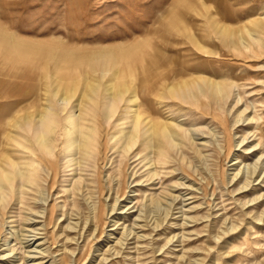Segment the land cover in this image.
Wrapping results in <instances>:
<instances>
[{"label":"rangeland","instance_id":"374dc122","mask_svg":"<svg viewBox=\"0 0 264 264\" xmlns=\"http://www.w3.org/2000/svg\"><path fill=\"white\" fill-rule=\"evenodd\" d=\"M217 9L219 19L232 17L222 20L231 27L264 20V0H0L1 28L22 40L82 52L134 48L136 60L122 62L114 81L129 84L133 76L140 108L154 120L176 119L185 131L154 164L150 150L137 154L139 144L126 154L115 147L118 111L97 127L89 161L66 168L79 151L66 155V129L58 127L56 167L43 163L35 187L15 181L0 195V264H264V30L252 28L261 42L250 49L229 50L211 28ZM187 33L212 53L197 50ZM2 49L0 159L7 148L23 158L9 147L12 120L27 107L42 110L55 71ZM154 57L159 63L150 68ZM82 62L59 74L77 85L67 109L80 102L91 72ZM158 72L227 82L229 94L209 108L175 101L169 110L141 85Z\"/></svg>","mask_w":264,"mask_h":264},{"label":"bare ground","instance_id":"6f19581e","mask_svg":"<svg viewBox=\"0 0 264 264\" xmlns=\"http://www.w3.org/2000/svg\"><path fill=\"white\" fill-rule=\"evenodd\" d=\"M218 11L220 12L221 9L213 12L215 19L214 21L210 20L212 25L209 24L214 34L216 33L219 36L223 47L240 54L246 48H251L250 42L255 44L261 42L253 38L252 32L254 33L255 30L258 32L259 29L264 30V20L249 22L250 28L246 24L231 27L222 23V20L231 21L232 17L229 14H225L219 19ZM252 28H254V31ZM185 30L187 31V29ZM181 32H183V29ZM185 32L184 35H186ZM189 38L190 43L197 50L206 54L212 53L201 44V41L197 40L198 38H193L191 35ZM0 47H3L4 50L6 49L7 52L9 51L6 54L7 57L11 55L15 57L14 59L18 58L21 62L31 60L38 63L43 69L52 63V67H50L55 71L50 77L51 81L49 83L48 77L44 76L48 84H45L46 104L42 105V110L27 107L22 114L19 113V117L12 120L11 126L13 131H9L8 136V142L11 145L9 146V143H7L17 153L19 151V154L21 153L23 158L21 156H18L20 157L18 158L16 156L17 153L14 152L17 157L14 159L13 153L9 152L10 149L7 148V153H4L5 156L3 155L2 159H0L1 196L6 191L12 189L15 181L21 182L23 188L35 187L38 181L39 165L44 163L51 169L56 167L58 152H55L57 147L55 144V134L58 127H61L60 130L63 129V125L65 126L66 133L64 134V141L62 143L67 153L66 155H71L75 150L79 151L77 161L70 159L67 162L66 168H72L76 165L80 167L83 162L89 161L93 154L96 135L99 130L97 127L102 126V124L104 125V123L109 124V121L118 111L113 123L121 121L115 127L116 130L121 129L122 133L114 135L116 140L115 147L121 149L125 154L136 144H139L141 149L137 154L150 150L154 154V158L149 162L159 164L167 158L168 147H171L173 141L181 142L182 136L185 135V131L182 130L183 124L179 123L176 119H165L166 117H162V115L159 116L162 118H158L155 115L153 116L154 120L144 109L140 108L137 102V94L133 88L130 89L133 84V76H128L130 87L125 81H114V77L118 74L117 68L122 65V62H127L130 57L133 59V56H135L134 60H136V55H134L135 53L133 54L134 48L113 47L93 52H82L76 48H71V46L66 47L60 42L53 41L38 44L37 41L22 40L14 34L7 33L1 26ZM21 58L22 60H20ZM82 61L87 62L89 68H91V72L84 73V89L80 93L81 97L79 96L80 102L73 106L71 105L67 109L68 104L77 93V85L73 84L70 87L66 83L67 78H60L59 74L71 67H77L78 63ZM96 63H99L98 70L95 66ZM136 63H133V66L139 65ZM158 63L157 58L155 60L149 59L147 66L153 68ZM171 64L173 65V62ZM80 65L82 66L83 64ZM126 67L130 66L126 65ZM197 69L193 67L190 75H195ZM107 73H111L113 79H109V81H104L103 83ZM93 75H98V79L93 78ZM185 76L186 74L182 72H173L172 74L158 72L156 75H150L141 85L146 86V90L152 96L160 98L162 105L164 104L168 108L170 106L168 103L176 101L189 107L200 109L208 107L212 101L225 99L229 94L230 84L227 82H217L209 78L195 76V78L190 77L191 79L187 78L186 80ZM158 92L160 95L157 96L156 93ZM121 103L122 106L120 107ZM120 113L123 114L122 117ZM122 126L123 128H121ZM74 134H76L75 137H72ZM54 155L55 159L53 158ZM145 156L146 154L143 155L142 160L147 158ZM22 187L21 196L23 198L27 190H24Z\"/></svg>","mask_w":264,"mask_h":264}]
</instances>
